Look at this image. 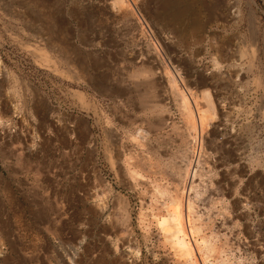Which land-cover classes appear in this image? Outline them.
<instances>
[{"label": "rangeland", "instance_id": "obj_1", "mask_svg": "<svg viewBox=\"0 0 264 264\" xmlns=\"http://www.w3.org/2000/svg\"><path fill=\"white\" fill-rule=\"evenodd\" d=\"M0 75V264H264V0H0Z\"/></svg>", "mask_w": 264, "mask_h": 264}, {"label": "bare ground", "instance_id": "obj_2", "mask_svg": "<svg viewBox=\"0 0 264 264\" xmlns=\"http://www.w3.org/2000/svg\"><path fill=\"white\" fill-rule=\"evenodd\" d=\"M196 28V27H195ZM200 32V31H199ZM197 33V32H196ZM220 53V52H219ZM222 56V55H221ZM217 62V61H216ZM164 63V62H163ZM165 64V63H164ZM163 64V65H164ZM166 65V64H165ZM169 65V64H168ZM164 67V66H163ZM168 68V66H165ZM164 67V68H165ZM169 69H171L170 71H172L170 75V85L169 87L173 90V92L177 93L178 97H179V101H180V105L181 107L183 108V110L185 111L186 113V116L187 118L190 120L189 121V124L191 125V130H190V139L192 141V144L194 141H196L197 139V136L199 134V138H201V134L203 131V129L205 130L204 128V125L206 126L205 124V120H206V113L202 110V108L199 106V103L195 100V98H192L193 96L192 95V89L188 91V89L185 91V92H180L178 90V84H183V76L178 72L176 71L175 69L172 68V66L169 67ZM166 70V68H165ZM164 70V71H165ZM149 73V72H148ZM166 73H167V70H166ZM165 73V74H166ZM168 74V73H167ZM1 76V75H0ZM164 77V76H163ZM185 83V81H184ZM184 85V84H183ZM146 86V85H144ZM147 86H149L147 84ZM155 88V87H154ZM186 89V88H185ZM153 92V91H151ZM209 92V91H208ZM191 93V94H190ZM207 93V92H205ZM121 95V94H120ZM206 94H204L205 96ZM78 96L80 97V100L83 101V96L82 94L78 93ZM175 96V95H174ZM208 96V95H207ZM210 96V95H209ZM206 97V96H205ZM207 100H208V97H206ZM205 98V99H206ZM204 99V100H205ZM211 99V97L209 98V100ZM117 100V99H116ZM163 100V99H162ZM206 100V102H207ZM164 101V100H163ZM209 102V101H208ZM84 103V102H82ZM177 103V102H176ZM85 104V103H84ZM159 104V103H158ZM209 104H212V101L211 103ZM208 105V104H207ZM213 105V104H212ZM211 105V106H212ZM214 107V106H213ZM167 109V108H166ZM206 111V110H205ZM164 113V112H163ZM170 113V112H169ZM167 114V113H166ZM209 115V113H208ZM183 116V115H182ZM187 119V120H188ZM159 124V123H158ZM167 124V123H166ZM169 125V124H168ZM161 126V125H160ZM162 127V126H161ZM187 128V127H186ZM143 133V132H141ZM197 134V136H196ZM190 141V142H191ZM200 141V140H199ZM188 145V144H187ZM203 146V145H201ZM187 148V147H186ZM190 151V150H189ZM201 155V154H200ZM195 157V156H194ZM190 158V157H189ZM192 158V157H191ZM148 159V158H147ZM199 159V158H198ZM190 160V159H189ZM196 159H192L190 162H192L190 164V166L188 167V170L187 171V174L185 175L186 177V182L183 185V194H186V197H187V200L186 202L184 203L185 206L182 207V202L177 204V211L176 213L170 217H168L169 219L168 220H165L166 222H169L170 223V227L168 230H164L165 233H167L168 235V240H169V243H170V246L172 247V249L174 250V252L177 253V256L178 258L180 259H185L186 261L190 260V259H193V255H194V251L198 248L200 249V246L203 245L202 242H200V240H194V236H197L198 237V232H200V230L196 228L192 229L191 226H190V217H189V213H190V202H188V200L190 199L187 195H189V193L192 191V183H193V177L196 176V174L194 175V171L192 169V166H193V163L196 162L195 161ZM189 162V163H190ZM201 162V161H200ZM180 163V162H179ZM186 163V162H185ZM144 165V163H143ZM187 165V164H186ZM181 167V166H180ZM179 168V167H178ZM144 169V167H143ZM176 169V168H175ZM140 171V170H139ZM177 171V170H176ZM184 171V170H183ZM193 171V172H192ZM197 172V171H196ZM180 173V172H179ZM178 175V174H177ZM182 175V174H181ZM184 175V174H183ZM182 175V176H183ZM200 175V174H199ZM175 178V177H174ZM179 178V177H178ZM181 179V178H179ZM178 183V182H177ZM144 184V182H143ZM138 185V184H137ZM145 185V184H144ZM161 186V185H160ZM215 186V185H214ZM147 189V188H146ZM162 189V188H161ZM179 189V188H178ZM197 189V188H196ZM148 192V191H147ZM158 193V192H157ZM169 193V192H168ZM171 193V192H170ZM178 193V192H177ZM166 194V193H165ZM173 194H176V193H173ZM172 194V195H173ZM192 194V193H190ZM156 195V193H155ZM159 196V195H157ZM156 196V197H157ZM178 196V195H177ZM184 196V195H183ZM167 197V196H166ZM170 197V195H169ZM172 197V196H171ZM189 198V199H188ZM170 199V198H169ZM186 199V198H185ZM161 201V200H160ZM173 201V200H172ZM177 201V200H176ZM179 201V200H178ZM177 201V203H178ZM181 201V200H180ZM190 201V200H189ZM175 203V202H174ZM164 204V203H163ZM176 205V204H175ZM164 206V205H163ZM161 208V207H160ZM163 208V207H162ZM194 208V207H193ZM198 210V209H197ZM175 211V210H174ZM173 212V211H172ZM214 213V212H213ZM165 215V214H164ZM197 216V215H196ZM212 217V216H211ZM166 218V217H165ZM164 218V219H165ZM164 221V220H163ZM208 221V220H207ZM168 223V224H169ZM208 223V222H207ZM209 224V223H208ZM196 225V223H195ZM193 226V225H192ZM217 234V233H216ZM216 236V235H215ZM167 237V236H166ZM194 238V239H193ZM207 239V238H206ZM207 243V242H206ZM205 244V243H204ZM216 245V244H215ZM208 247V246H207ZM197 249V250H198ZM196 250V251H197ZM200 256V255H199ZM199 256L197 257V263H198V260L199 262L201 261L202 262V259L199 258ZM196 257V255H195ZM181 261V260H180ZM178 262V261H177Z\"/></svg>", "mask_w": 264, "mask_h": 264}]
</instances>
